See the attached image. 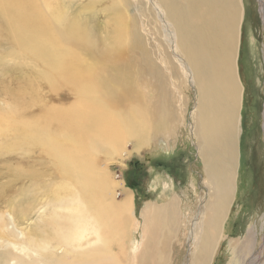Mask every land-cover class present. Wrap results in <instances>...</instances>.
Here are the masks:
<instances>
[{"label": "bare ground", "instance_id": "obj_1", "mask_svg": "<svg viewBox=\"0 0 264 264\" xmlns=\"http://www.w3.org/2000/svg\"><path fill=\"white\" fill-rule=\"evenodd\" d=\"M122 2L110 0L108 5L114 20L107 30L109 53L91 57L84 49L86 44L79 43L85 39L82 29L76 21L67 20L64 8L55 0H0V14L15 50L41 66L30 103L0 107L1 144L7 150L43 149L65 179L62 185L45 191L50 211L40 221L44 227L40 225L29 245L18 244L19 252L27 247L26 260L16 254L11 258L13 264H126L125 258L128 264H176L173 250L184 254L183 264H209L224 239L219 227L237 187L240 0L150 1L165 22L162 32L167 48L174 38L175 56L190 74L195 94L190 135L202 180L193 204L171 194L144 207L139 222L144 243L132 242L131 256L125 255V242L131 226L138 228L130 216L132 197L113 199L121 184L111 179L106 164L125 152L130 141L140 151L153 139L149 137L152 126L147 105L127 79V63L119 60L128 45L143 52ZM260 6L264 24L263 0ZM160 59L167 70L179 71L170 55ZM45 91L49 98L71 91L74 99L67 105L54 101L40 105ZM37 104L36 110H28ZM157 111L154 127L168 141L175 115L163 105ZM33 184L40 194L36 175ZM8 225L1 221V226ZM245 236L231 239L227 264H264V239L258 241V233L251 229ZM13 242L15 246V240L8 243Z\"/></svg>", "mask_w": 264, "mask_h": 264}, {"label": "rangeland", "instance_id": "obj_2", "mask_svg": "<svg viewBox=\"0 0 264 264\" xmlns=\"http://www.w3.org/2000/svg\"><path fill=\"white\" fill-rule=\"evenodd\" d=\"M55 1L64 8L67 20L76 21L82 29L85 39L78 41L81 45L86 44L83 46L89 56L98 57L109 53L111 43L108 36L110 32L107 30L114 21L113 9L108 7L110 0ZM150 1L152 0H123L122 5L128 19H132L131 31L139 39L143 52L128 45L121 51L119 60L127 63L124 66L127 79L147 105L152 126L149 137L151 135L154 141L150 142L148 148L140 151L130 141L125 152L106 164L111 179L121 184L115 188L113 199L118 202L131 196L133 201L130 216L133 222L136 221L138 228L133 225L130 228L129 241L125 242L126 256L133 253V249L132 252L130 250L132 242H138L139 246L144 243L140 237L139 225L144 207L171 194L193 204L196 191L201 190L202 180L194 141L190 135V114L195 97L190 85V74L186 65L177 60L174 38L171 41L170 34L166 31L167 38H170L167 48L162 32L165 22L159 16L155 4ZM240 3L242 19L238 27L236 75L242 87V96L240 108L237 105V113L240 115L236 135L237 187L233 190V199H230L219 227V233L224 239L214 261L209 264H227L230 260L227 247L231 239L243 240L250 229L258 233V241L263 242L264 239V24L260 13L261 0H240ZM4 22L0 14V107L3 108L13 102L30 103L36 92L33 91V86L38 85L35 77L41 70L40 64L31 57L15 50L14 41ZM64 24L63 21L62 25L66 27ZM167 54L174 59L179 71L166 69L165 62L160 58ZM150 63L157 66L150 67ZM60 92L50 98L45 95L46 91L41 92L45 97L42 96L40 105L46 101H54L55 105H67L73 101L71 91ZM40 105L30 106L28 110L32 112ZM161 105L175 115L169 128V142L163 137L162 131L154 127L157 108ZM34 175L39 181L40 194H37L33 184ZM64 181L57 164L44 154L43 149L7 150L0 138V234L5 235L0 237V256L3 258V263L0 264H13L15 261L11 258L16 254L26 260L24 254L27 247L24 246V250L19 252L22 249H18V244L22 242L29 245L30 240L34 241L37 229L44 227L40 221L46 219L50 211L46 196L49 193L45 191L62 185ZM1 221L2 225L3 221H7L8 227L1 226ZM6 240H15L16 247L14 242L8 243ZM171 255L172 261L176 264L181 261L180 264H183V253L173 250ZM124 260L126 264L129 263L128 259Z\"/></svg>", "mask_w": 264, "mask_h": 264}]
</instances>
